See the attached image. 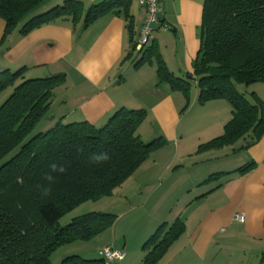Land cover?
<instances>
[{"label": "crops", "instance_id": "crops-1", "mask_svg": "<svg viewBox=\"0 0 264 264\" xmlns=\"http://www.w3.org/2000/svg\"><path fill=\"white\" fill-rule=\"evenodd\" d=\"M66 1L70 0H48L37 14ZM74 1L82 2L87 11L105 0ZM133 1L130 14L134 18V41L138 43L146 11L136 1L138 7H134ZM161 4L165 30L157 28L153 41L168 69L186 79L192 74L200 47L203 5L193 0H161ZM127 23L123 14L113 13L88 28H84V18L78 23L63 19L27 35L16 30L3 42L6 23L0 19V73L24 70L18 84L59 74L66 76L65 84L55 91L49 113L37 126L41 133L59 123L88 122L101 128L123 108L147 111V118H152L166 133L168 145L153 153L129 179L147 177L144 185L153 189L151 195L157 196L152 208L148 205L150 198L144 204L133 205L129 213L116 215L114 226L101 234L102 250L110 247L126 253L124 261L114 264H144L146 241L160 225L177 220L184 224V232L157 264H263L264 137L247 151L238 150L243 145L241 141L233 147L198 153L201 145L224 134L232 119L230 105L214 101L201 106L194 81L196 90L191 102L193 108L197 107L196 114H181L184 96L160 83L156 64L136 68L138 55L127 58L131 50ZM198 25L194 37V26ZM258 90L264 102V84ZM235 156L243 157L232 165ZM250 162L255 163L251 172H238ZM183 171L187 172L183 179H168V188L160 189L164 185L162 176L171 178ZM218 173L227 175L205 183ZM157 180L160 184L155 189ZM177 193L175 205H163L168 194L174 197ZM145 206L149 211L141 217L139 211ZM239 214L245 217L243 223L235 219Z\"/></svg>", "mask_w": 264, "mask_h": 264}, {"label": "trees", "instance_id": "trees-1", "mask_svg": "<svg viewBox=\"0 0 264 264\" xmlns=\"http://www.w3.org/2000/svg\"><path fill=\"white\" fill-rule=\"evenodd\" d=\"M47 1L0 0V19L6 23L3 42L19 29L21 35H27L59 20L78 23L83 18L84 28H88L103 16L123 14L131 43L127 58L140 55L136 68L156 64L160 83L168 84L188 102L191 81H196L201 106L214 101L230 105L232 119L224 134L201 145L198 153L233 147L241 141L244 144L238 150L247 151L264 137L263 101L255 93L248 100L237 89L239 85L264 84V0H204L200 47L192 74L186 79L168 69L156 41L137 51L134 18L130 14L132 0H105L87 11L82 2L70 0L37 14ZM23 72L0 73V96L14 89L0 106V264H52L51 255L57 249L98 237L114 226L117 216L91 213L64 228L56 227L59 220L87 202L112 196L168 142L163 138L143 142L137 131L147 111L124 108L101 128L88 122L59 123L30 138L49 113L55 91L65 84L66 76L18 84ZM100 150L107 151L110 160L99 165L90 163V155ZM52 163L63 165L66 171L53 173L55 179L50 183L44 176ZM254 168L255 163L250 162L238 172L246 174ZM226 175L213 174L205 183ZM39 185L50 188L47 196L40 195ZM183 232L184 224L179 220L160 225L144 244L143 263L157 264ZM261 262L264 264V253ZM62 264L106 262L102 258L72 256Z\"/></svg>", "mask_w": 264, "mask_h": 264}, {"label": "rangeland", "instance_id": "rangeland-1", "mask_svg": "<svg viewBox=\"0 0 264 264\" xmlns=\"http://www.w3.org/2000/svg\"><path fill=\"white\" fill-rule=\"evenodd\" d=\"M193 1L198 3V4L202 3V5H203V0H193ZM133 4H134V7H138V4L135 1H133ZM199 20H201V19H199ZM199 25H200V21H199ZM199 25L197 26V28H196V26H194V37L198 34ZM162 29L165 30L164 27H162ZM137 55H138L137 57L139 60L140 55L139 54H137ZM171 67L174 68L172 63H171ZM175 72H176V70H175ZM177 73L180 74V72H178V71H177ZM178 76L179 75H177L176 77H178ZM260 85H262V84L253 85L251 87H247L245 85H239L237 87V89L242 95L245 96V98L250 100V99H252V97H251L252 94L255 93L257 96L259 95L258 94V92H259L258 86H260ZM195 90H196V86L194 84V81H191V96H192V94H194ZM10 93L11 92L8 91L5 94H3V96L0 100V106L9 98V96L12 94V93L11 94ZM191 101H192L191 97H190V102H188L185 99V103H184L183 107L181 108V112H180L181 114H183V115H186L188 113H190L191 115L196 114L197 107L193 108ZM204 113L205 112H203L202 115H204ZM151 120H152V118H146L145 122L141 125L142 127L137 131V135L145 143L153 142L154 140H156L158 138H163L169 143V139H168L166 133L164 132V130L161 128V126L156 125ZM183 126H184V124H183ZM39 133H41V131H39V129L36 128V130L32 133L30 138L38 135ZM231 150H232V148H231ZM17 151L18 150L13 152L10 156L7 157V159H10L12 156H14ZM228 151H230V150H228ZM233 154L234 153L231 152V155H233ZM242 157L243 156L232 157V159H231L232 165L235 164L236 161ZM190 163L191 162H188L187 166H189ZM206 165H208V164H206ZM216 165H217V162H216ZM200 167H202V166L200 165ZM210 167L208 165V168H210ZM198 169H201V168H198ZM186 175H187V172L183 171V172L176 174L175 176H173L171 178L169 176H167V177L162 176L161 179L164 181L163 182L164 188L162 187L160 189H166V187H167L166 182L168 181V179H171V181H173V182H177L176 180L181 179V178L183 179V177H185ZM146 179H147V177H143V175L138 177V178H133V179L129 180L126 184H124V186L122 188H117L114 191L112 196L101 199L99 201H95V202H87V203L81 205L80 207H78L74 211L63 216L59 220V222L57 223L56 227L57 228H64V227L68 226L69 224H71L74 219L82 217L84 215L91 214V213H109V214L117 215V216H119L120 214H127L130 211H132L131 207L133 205L144 204L145 202L149 201V198H150V201H149L148 205H149V207L152 208V203H153L152 201H154V199L157 196L151 195L153 189L147 188L144 185V182L146 181ZM159 179H160V177H158V180ZM158 180L154 181V182H156V184L154 185V186H156L155 189H157L158 185L160 184ZM171 181H169V182H171ZM179 190H180L179 194H181V191H183V188H180ZM177 195H178V193L175 194L174 197H172L171 194H168V196L164 202L165 204H163V205L166 207H169V208L172 205H175L176 200H177L176 197H178ZM153 206H154V204H153ZM149 207L145 206L144 208L140 209L139 214L141 215V217L146 215V213L149 211ZM99 236L101 238H98ZM99 236L95 237L91 240H88V241H78V242H74V243L67 244V245L60 247L51 255V263L52 264H62V262L65 259L72 257V256H78V257H81L85 260H99V259H101L99 252H100V250H102L101 245L104 243V238H103L104 236H101V235H99ZM106 264H114V262L106 263Z\"/></svg>", "mask_w": 264, "mask_h": 264}, {"label": "built area", "instance_id": "built-area-1", "mask_svg": "<svg viewBox=\"0 0 264 264\" xmlns=\"http://www.w3.org/2000/svg\"><path fill=\"white\" fill-rule=\"evenodd\" d=\"M135 1L146 11V19L142 26L140 38L137 44V51L141 52L153 41V35L156 28L162 27L161 19L164 15V9L161 4V0ZM235 219L240 223L245 221V217L241 214L236 215ZM99 255L106 263L122 262L126 258V253L124 251L114 250L110 247L103 249Z\"/></svg>", "mask_w": 264, "mask_h": 264}, {"label": "clouds", "instance_id": "clouds-1", "mask_svg": "<svg viewBox=\"0 0 264 264\" xmlns=\"http://www.w3.org/2000/svg\"><path fill=\"white\" fill-rule=\"evenodd\" d=\"M108 160H110V155L107 151L104 150L94 152L89 157V162L97 165L107 162ZM49 169L50 171L45 174L44 179L50 183L55 179L53 173H63L66 171L63 165H58L56 163L50 164ZM37 190L42 197L47 196L50 192V188L44 187L42 185H39Z\"/></svg>", "mask_w": 264, "mask_h": 264}]
</instances>
